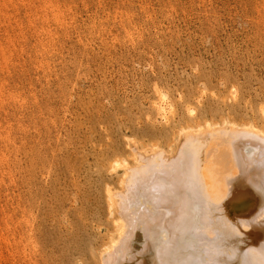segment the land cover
Listing matches in <instances>:
<instances>
[{"label": "rangeland", "instance_id": "obj_1", "mask_svg": "<svg viewBox=\"0 0 264 264\" xmlns=\"http://www.w3.org/2000/svg\"><path fill=\"white\" fill-rule=\"evenodd\" d=\"M206 120L264 129V0H0V264H101L132 149L175 158ZM263 180L166 231L141 214L117 263L264 264V230L239 226Z\"/></svg>", "mask_w": 264, "mask_h": 264}, {"label": "bare ground", "instance_id": "obj_2", "mask_svg": "<svg viewBox=\"0 0 264 264\" xmlns=\"http://www.w3.org/2000/svg\"><path fill=\"white\" fill-rule=\"evenodd\" d=\"M180 139L178 155L176 154L177 157L175 156V158H171L156 146L148 152L134 147L132 150H134L135 160L137 162L136 165L132 166L126 163L124 166L122 164L120 165V167H124L122 186L126 191L123 192L124 190H122V192H116L115 190L107 189L111 209H114L118 215L117 222L120 224V229L117 238L113 239L112 242L104 248V252L101 254V264H118V253L122 250L123 244L129 242L128 240H130V238H133L132 236L138 228V223L142 222L140 221L141 214H150L154 218V221L160 220L163 227L162 229L166 231L168 226L172 224L169 223V217H164L165 214H171L173 215L172 219L181 222V220H185L183 219V215L187 217V215L184 214L186 207L193 203L194 200L199 201L200 197L206 198L208 200L207 202L212 204H224L225 200L227 201V199L234 194V186L238 181L250 183L255 189H259L256 188L257 179L264 178V174L255 177L254 170L256 169L257 173L261 172L258 171L259 167L262 166L264 168V129L254 124H238L230 120L224 123L207 121L205 125H198L197 127L192 126L186 129L183 128L180 131ZM248 146H253L254 148L248 149ZM258 152L260 153L259 157L262 159L258 158L259 160L257 161V159L253 158V160L251 157H248V155L256 156ZM119 164L120 163H118L117 166H119ZM198 182L203 184V188L200 190L197 187ZM262 184L264 188V180ZM138 195L142 196L140 197L142 205L133 207L132 205L136 201L135 198ZM201 202L200 200V203ZM258 205L260 206V210L253 219L239 220L241 223L239 226H241L243 230L249 231L251 229L253 230L252 232L264 230V197H261V200L259 198ZM203 206L204 205H202V207ZM141 209H143V211H141ZM188 213L190 212L188 211ZM204 215L209 214L205 213ZM180 222L178 223L180 224ZM176 227L178 226L176 225ZM149 229L150 227L148 225L144 226V237L146 238L149 236ZM179 229L181 230L182 228L179 227ZM150 232H152V230H150ZM165 233L166 232H164V234ZM139 234L141 233L139 232ZM177 234L178 232L176 235ZM174 238H172V240H174ZM262 238L264 239V236H262ZM262 241V247L260 246L258 249L253 244L252 245L254 246L253 250L255 252L259 251L261 254L262 252H260V250L263 251L262 257L264 260V240ZM130 243L128 245H130ZM148 244L152 246L151 243ZM144 246L146 248V242ZM129 248L131 250L132 247L130 246ZM171 249L173 250V248ZM250 250L248 249L249 252ZM172 252L174 253V251ZM137 254H139V251ZM246 255L248 254L246 253ZM124 256H126V254ZM130 257L128 258L130 259ZM248 257H250V260H253L251 256L248 255ZM254 258H257V256ZM133 259H135V257ZM170 260L171 258L169 261ZM169 261L167 260V262Z\"/></svg>", "mask_w": 264, "mask_h": 264}]
</instances>
